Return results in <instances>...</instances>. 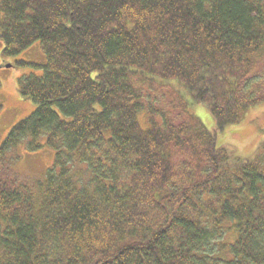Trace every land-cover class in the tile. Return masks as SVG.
Masks as SVG:
<instances>
[{
  "label": "trees",
  "instance_id": "obj_1",
  "mask_svg": "<svg viewBox=\"0 0 264 264\" xmlns=\"http://www.w3.org/2000/svg\"><path fill=\"white\" fill-rule=\"evenodd\" d=\"M36 43L1 64L36 108L0 144V264H264V140L216 141L264 105V0H0L2 56Z\"/></svg>",
  "mask_w": 264,
  "mask_h": 264
},
{
  "label": "rangeland",
  "instance_id": "obj_2",
  "mask_svg": "<svg viewBox=\"0 0 264 264\" xmlns=\"http://www.w3.org/2000/svg\"><path fill=\"white\" fill-rule=\"evenodd\" d=\"M2 44H0V144L8 134L10 128L18 121L28 117L36 108L31 101L22 98L17 90V79L30 71L29 68L19 69L14 67H3L4 62L14 61H32L35 64H42L44 55L39 43L33 44L25 51L20 52L15 58L3 57L1 54ZM261 60H258L252 67H259L264 57L261 49ZM164 90V89H163ZM167 91V90H166ZM165 97H169L167 91ZM166 106V104H165ZM192 113H195L207 130H211L214 121L210 116L208 109L199 105L191 107ZM241 111V110H240ZM242 120L235 126L226 127L216 137L217 145H228L230 153L237 152L241 157H248L258 151V147L264 140V105L249 106L241 111ZM13 167L16 172L22 173L28 181L40 179L52 164L53 151L43 147L40 151L26 152L19 147L13 154Z\"/></svg>",
  "mask_w": 264,
  "mask_h": 264
}]
</instances>
